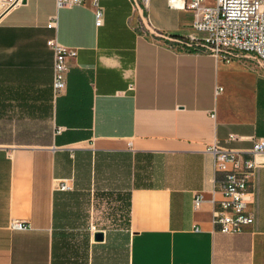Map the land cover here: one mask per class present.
I'll use <instances>...</instances> for the list:
<instances>
[{
	"label": "crops",
	"instance_id": "obj_1",
	"mask_svg": "<svg viewBox=\"0 0 264 264\" xmlns=\"http://www.w3.org/2000/svg\"><path fill=\"white\" fill-rule=\"evenodd\" d=\"M100 3V27L88 3L57 10V39L77 55L55 96V0H0V264H264V163L252 224L221 233L206 151L248 157L264 140L257 72L158 36L193 34L189 10L148 0L143 27L130 0Z\"/></svg>",
	"mask_w": 264,
	"mask_h": 264
},
{
	"label": "built area",
	"instance_id": "obj_2",
	"mask_svg": "<svg viewBox=\"0 0 264 264\" xmlns=\"http://www.w3.org/2000/svg\"><path fill=\"white\" fill-rule=\"evenodd\" d=\"M148 0H130L133 9L138 11L139 25L145 27L144 9ZM7 6L16 0H6ZM20 0L16 2L18 4ZM169 7L189 10L194 15L192 22L193 34L173 35L160 33L158 36L168 41L170 46L182 50L207 51L225 61L249 58L256 61L264 69V0H166ZM88 3L94 14L97 27L104 23V7L100 0H55V12L51 14L46 28L53 34L46 39V45L53 54L54 95H59L66 86L69 71V59L77 55V47L61 43L57 39V10L62 7L84 5ZM130 83L129 88L133 89ZM230 135L229 139H234ZM206 151L213 156L214 173H221L219 182L221 197L213 198L214 208L212 221L221 233H241L252 224L254 216L248 210L251 195V183L255 169L264 158V140L258 139L246 151L248 157H243L241 151L232 148H222L216 144L209 145ZM60 189H67L61 182ZM201 202V195L194 197V206ZM13 229H25L27 225L19 220L10 221Z\"/></svg>",
	"mask_w": 264,
	"mask_h": 264
},
{
	"label": "rangeland",
	"instance_id": "obj_3",
	"mask_svg": "<svg viewBox=\"0 0 264 264\" xmlns=\"http://www.w3.org/2000/svg\"><path fill=\"white\" fill-rule=\"evenodd\" d=\"M242 61H244L245 65L254 69L257 72L258 77H259V81H260L262 87L264 88V69H263V67L261 65H259V63H257L256 61H253L249 58H242ZM260 118H261V121L264 122L262 113L260 115Z\"/></svg>",
	"mask_w": 264,
	"mask_h": 264
},
{
	"label": "water",
	"instance_id": "obj_4",
	"mask_svg": "<svg viewBox=\"0 0 264 264\" xmlns=\"http://www.w3.org/2000/svg\"><path fill=\"white\" fill-rule=\"evenodd\" d=\"M17 1H18V0H16V2H17ZM16 2L13 3V4H11V5H9V7L5 9V11L9 10L12 6H14V5L16 4ZM20 2H25V0H20ZM98 237H101V234H100V233L98 234Z\"/></svg>",
	"mask_w": 264,
	"mask_h": 264
}]
</instances>
